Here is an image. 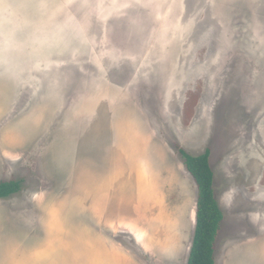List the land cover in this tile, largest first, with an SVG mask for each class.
Masks as SVG:
<instances>
[{
    "label": "rangeland",
    "instance_id": "374dc122",
    "mask_svg": "<svg viewBox=\"0 0 264 264\" xmlns=\"http://www.w3.org/2000/svg\"><path fill=\"white\" fill-rule=\"evenodd\" d=\"M177 146L212 151L215 264H264V0H0V264H188Z\"/></svg>",
    "mask_w": 264,
    "mask_h": 264
},
{
    "label": "trees",
    "instance_id": "16d2710c",
    "mask_svg": "<svg viewBox=\"0 0 264 264\" xmlns=\"http://www.w3.org/2000/svg\"><path fill=\"white\" fill-rule=\"evenodd\" d=\"M177 149L198 188L196 228L188 264H215V243L224 216L214 190L212 151L208 148L202 155L193 156L181 146ZM21 190V181H1L0 200L8 199Z\"/></svg>",
    "mask_w": 264,
    "mask_h": 264
},
{
    "label": "crops",
    "instance_id": "0c3cea01",
    "mask_svg": "<svg viewBox=\"0 0 264 264\" xmlns=\"http://www.w3.org/2000/svg\"><path fill=\"white\" fill-rule=\"evenodd\" d=\"M105 145H109L107 140H106ZM108 161H109V163L113 162L111 171L108 174H106L107 171L106 172L102 171V174H100V175L105 179V182H107L109 184V186L117 185L118 182H120L121 180L125 179V177H124L125 175H123V177L121 176L122 172H123V174H126V178L128 176L127 179H129V181L131 180L132 177H130V175L128 173H124L125 171L123 170L121 164H119L120 166L117 164V162L119 161V157H110V156H108ZM114 170H116V171L114 172ZM113 172H114V174H116L118 172V175H116L115 178L112 177ZM118 179H119V181L116 183V181ZM130 186H131V189H133L132 185H129V187ZM115 188L116 187H113V189L112 188H109V189L107 188L106 190H104L102 192L98 190V193H96L95 189H91V190L86 192L85 187L81 186L76 191H78V194H81V195H79V198H84L85 200L87 199V200H90V201L93 202V200L99 199L104 194L108 193V191L111 192V194L114 193L113 191L115 190ZM122 193H124L123 190H122ZM107 196H109V195H107ZM71 198L74 199V198H77V196L71 197ZM117 200H120V198H118ZM59 203H60V201H59ZM94 208L97 209L98 206L94 205Z\"/></svg>",
    "mask_w": 264,
    "mask_h": 264
}]
</instances>
